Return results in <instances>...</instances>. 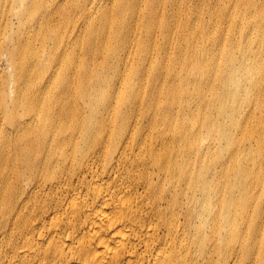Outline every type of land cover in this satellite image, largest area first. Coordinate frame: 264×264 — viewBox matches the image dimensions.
Here are the masks:
<instances>
[{
	"label": "bare ground",
	"instance_id": "1",
	"mask_svg": "<svg viewBox=\"0 0 264 264\" xmlns=\"http://www.w3.org/2000/svg\"><path fill=\"white\" fill-rule=\"evenodd\" d=\"M43 1L0 0V264H204L208 252L209 264L239 253L264 264V167L235 142L247 131L264 160V134L242 121L264 119L252 103L264 65L227 64L245 32L237 19L250 26L248 54L255 27L263 43L264 0L200 1L208 30L193 38L209 36L204 60L214 67L187 70L177 95L178 30L175 18L162 24L165 9L156 19L154 0ZM201 13L184 12L186 31ZM153 27L170 53L161 87Z\"/></svg>",
	"mask_w": 264,
	"mask_h": 264
},
{
	"label": "rangeland",
	"instance_id": "2",
	"mask_svg": "<svg viewBox=\"0 0 264 264\" xmlns=\"http://www.w3.org/2000/svg\"><path fill=\"white\" fill-rule=\"evenodd\" d=\"M37 1H39L38 4H44L45 5L43 0H37ZM200 1L201 0H154L153 10L155 12L157 11L156 19L157 20L160 19L161 14H162L161 9L163 8L166 10L167 13H166V16L163 17V23L162 24L165 25L169 21L167 23V25H168L167 28L170 29L171 20L169 19V17H172L173 19L175 18L173 27H176V31L178 30L176 43L178 41V36H179V43H178L177 47H175L176 50L174 49L175 50V52L173 53L174 65L171 64V69H173V71H172L171 77L169 78V84L171 85L173 79L176 77V84H178L180 87V88L178 87L179 89H178L176 95L180 94L182 92L181 88L184 87L183 85L185 82L184 80H182V78L185 76L187 70H191L194 75L199 74L198 76H201V75L205 74L206 72H211L212 67H214L213 62L207 63L204 60L205 50L207 47H209L211 45H206L204 42H202V40L206 39L209 36H207L206 38H202L201 41H198V40L193 38V36H194L193 29L194 28L199 27V29L205 28L206 30H208L207 24H208L210 16H209V13L207 10L209 8L207 6H204V7H202L204 9V11L202 13L199 12L200 11ZM248 1L249 0H247V2ZM212 6L213 5L211 4V7ZM69 7L70 8L73 7L72 4H70ZM190 8H192L195 12H197V15L201 13L202 21L200 22L198 20V18L190 19V21H189L190 29H189V31H186L185 27H184V24H185L184 12ZM239 8H240V5L238 6V10H239ZM242 9L244 10L243 7H242ZM9 16H11V15H9ZM203 16H204L205 20L203 19ZM16 17L14 19V22L16 23V25H15L16 29H18L19 25H18V21H16ZM237 23L239 25H243V27L245 29L244 33L239 34V45H240L241 49L237 53L238 57L233 62H229V59H227L228 60L227 64L229 63L230 67L236 68L241 64V62L243 63V61L249 60V68L250 69H255V68L257 69L259 66L264 65V60L262 59V57L258 53V52H260V49L262 47L261 53L264 56V41H263V43L260 41L259 31L255 27V17H253V27H255L253 39L257 40V42L250 48L249 54L246 52V49H245V47L247 45V34L249 32V27H250L249 23L247 20H243L239 23L238 19H237ZM6 26H7V23H4L3 28H2L3 31L1 30L2 33H4ZM127 27H128V25L123 27V29L121 31L126 32ZM156 31H157L156 28L153 27V48L157 47L156 51H154V56H153V76L155 77V80L159 83L158 87H161L160 85H161V82L163 81L162 77H163V75H165L166 70H168V64H167V58L166 57L169 56L170 53L166 52V50L162 51L163 44H164V36L161 35V32H163V28L160 29V31H159L160 41H154ZM218 37H220V39L223 43L226 41L225 39H223L222 35H220ZM259 45H261L260 48H258ZM185 50H188L190 52L189 55H191V57L193 59L189 60L185 66H182L180 63H175L178 59L183 57ZM218 52H222V51L218 50ZM118 53L119 52L117 49H114V52L112 53V63L114 64L113 69H115L118 65V61H117L118 57H115ZM224 54L228 57L227 53L224 52ZM6 68H7V66L5 64L0 65V77H4L7 75L8 72L3 71ZM241 71L242 70H240V74H241ZM228 72H230V70H229V67L227 66V73ZM234 92L238 93V89H234ZM253 100H254V102H252V103L255 104L256 114L258 117H260L259 108H262L264 111V104L262 103V101H264V90L259 91L254 96ZM203 111L211 113L214 116L217 115L215 112H212L210 109L206 110V106L203 107ZM221 118H222V116H221ZM242 121H243V123L245 121H250V123H249L250 128L257 127L258 130L264 134V119H263V117H260L259 120L256 117L255 118L251 117V119H249L248 114H246L242 117ZM235 137H236L235 142L237 144L241 143V142H243V143L246 142L247 149H246L245 153H246L247 157L254 162L258 161L257 163L263 164V167H264V160H259L260 153L262 152V150L259 147V144L256 143L254 140L249 141V138H250L249 133L247 131L238 130L236 132ZM254 175H256V173H254ZM16 181H17V179H15L14 183ZM236 195L240 196V190L236 191ZM253 195H256L259 197L261 195V192L254 190ZM235 220H236V212H235ZM239 223H240V219L238 218V220L236 221L237 226L239 225ZM207 228L210 229V226H207ZM217 252L221 255H225L228 253L225 245L218 246ZM209 255H210V252L207 253V256L205 257V260H204V264H209V261L207 260V259H210ZM260 255L261 256L264 255V246L260 249ZM214 258H215L214 260H217V261L221 262L222 264L225 263V261L220 259L218 257V255H215ZM188 260L192 261L193 263H196V261H197V260L193 261V256L191 254L188 257ZM200 262H201V264L203 263L202 257H200ZM250 263H251L250 261H246L245 254L243 255V253H239V259L237 261L231 262V264H250Z\"/></svg>",
	"mask_w": 264,
	"mask_h": 264
}]
</instances>
